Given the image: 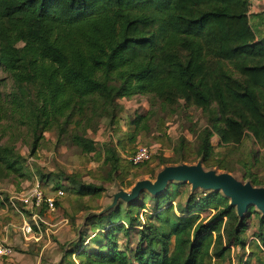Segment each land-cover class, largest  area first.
Wrapping results in <instances>:
<instances>
[{
  "label": "trees",
  "instance_id": "obj_1",
  "mask_svg": "<svg viewBox=\"0 0 264 264\" xmlns=\"http://www.w3.org/2000/svg\"><path fill=\"white\" fill-rule=\"evenodd\" d=\"M250 6V0H0V63L19 88L36 86L33 97L18 102L25 109L14 113L32 134L55 128L64 133L89 110L115 113L118 97L152 94L168 106L182 102L208 114L197 149L205 165L212 137L222 146L251 137L264 147V21ZM6 114L0 100V126ZM143 119L136 116L135 127ZM74 140L93 150L92 142ZM105 154L114 171L144 163L122 160L111 145ZM21 159L13 146L0 145V180L20 171ZM250 178L255 186L264 183L256 174ZM77 186L82 196L104 190L94 183ZM178 187L149 197L152 210L144 221V199L92 216V235L82 232L67 256L76 253L77 264H211L215 247L216 258L232 244L245 248L241 234L251 217H258L253 239L264 241V216L254 208L240 222L219 192L187 195L182 204L174 199ZM7 202L0 199V210ZM206 210L214 212L199 221L197 211ZM132 232L134 246L121 240Z\"/></svg>",
  "mask_w": 264,
  "mask_h": 264
},
{
  "label": "rangeland",
  "instance_id": "obj_2",
  "mask_svg": "<svg viewBox=\"0 0 264 264\" xmlns=\"http://www.w3.org/2000/svg\"><path fill=\"white\" fill-rule=\"evenodd\" d=\"M252 11L253 16L256 13L261 14L264 21V0L256 1ZM252 22L251 17L253 26ZM261 33L264 35V30ZM18 46H22V43H18ZM35 87V84H24L19 88L11 73L0 63V100L3 110L7 113L0 126V145L9 148L13 146L14 151L22 157V169L0 180V199L6 198L9 202L5 209L0 210V242L10 245L15 254L12 259L0 257V264H68V261L77 264L76 253L70 256H67V253L77 244L82 232L86 231L88 236L92 235L93 226L87 224V221L112 204L115 193L120 190L130 191L138 180H154L157 173L168 165L201 162L205 169L229 172L244 182H252L250 174L264 179V147L255 144L251 137L236 146L219 145L217 137H212L213 151L208 158L209 164L205 165L203 155L198 156L197 149L201 131L208 124V114L182 102L168 106L152 94H138L125 99L118 97L115 113L110 108L106 111L99 107L89 110L84 118L79 119L78 124L67 125L64 133H59L55 128L32 134L30 126L22 123L23 118L14 113V108L25 109V106L18 102L26 103L28 95L33 97ZM140 115L144 117L143 122L135 127L133 120ZM35 136L38 138L33 142ZM78 136L93 143L91 152H86L84 146L78 145L74 140V137ZM183 139L189 142L188 146L181 144ZM33 144L36 146L34 151ZM108 145L116 149L122 160H128L129 156L143 145L151 147L152 153L140 166L128 169L123 167L114 171L111 163L105 162V149ZM36 180L43 184L42 189L47 194H54L57 184H61L60 189L65 195L56 210L39 214L40 229H35L29 238L24 236L21 229L23 224L32 225L33 222L18 201V196L29 189ZM77 183H94L104 190L98 195L82 196L77 193ZM171 184L179 186L180 194L174 199L182 204H185L187 195L202 197L213 192L192 189L185 181H171L168 186ZM256 186H264V183ZM149 197L155 196L143 191L131 202L118 200L109 210L118 206L127 209L130 203L138 200L142 202L144 199L147 205L139 210V217L144 221L145 214L152 210L153 202L148 201ZM224 198L229 203V199ZM10 202L13 205H10ZM197 212L199 221L204 222L214 211ZM258 215L262 217L261 213ZM257 221L258 217L248 219L241 234V238L249 246V253L245 254L247 245L242 248L232 244L225 251L228 252L226 260L217 261L215 250L220 248L218 246L213 250L211 264H240L239 261L245 255V264H264V250L261 248L264 241L252 239L257 229ZM131 234V237H121V240L134 246L137 234ZM223 246H228L225 241Z\"/></svg>",
  "mask_w": 264,
  "mask_h": 264
},
{
  "label": "water",
  "instance_id": "obj_3",
  "mask_svg": "<svg viewBox=\"0 0 264 264\" xmlns=\"http://www.w3.org/2000/svg\"><path fill=\"white\" fill-rule=\"evenodd\" d=\"M171 181L188 182L192 189L221 192L224 197L229 199V205L235 208L240 221L244 219L250 208H254L264 216V186H255L249 181L244 182L229 172L205 169L201 162L165 166L157 173L154 180L141 179L134 184L130 191L120 190L115 193L112 204L118 200L131 202L143 191L157 196L167 188ZM112 204L95 215L105 214Z\"/></svg>",
  "mask_w": 264,
  "mask_h": 264
},
{
  "label": "built area",
  "instance_id": "obj_4",
  "mask_svg": "<svg viewBox=\"0 0 264 264\" xmlns=\"http://www.w3.org/2000/svg\"><path fill=\"white\" fill-rule=\"evenodd\" d=\"M259 0H250L251 6L250 11L254 9L255 2ZM152 153V149L149 146H139L136 152L131 155L128 159L133 164H140L147 161ZM43 184L36 180L29 189L24 190L18 196V201L31 212V219L33 224H23L22 232L25 237H32L35 229H40V224L38 221H41L39 213L34 211L35 209L45 208L47 213L53 212L56 208V202L59 198L64 195L62 189H56L54 194H47L42 189ZM11 205L12 202H10ZM253 239V237H252ZM264 250V246H261ZM14 254V250L10 245L3 244L0 242V257H11Z\"/></svg>",
  "mask_w": 264,
  "mask_h": 264
},
{
  "label": "crops",
  "instance_id": "obj_5",
  "mask_svg": "<svg viewBox=\"0 0 264 264\" xmlns=\"http://www.w3.org/2000/svg\"><path fill=\"white\" fill-rule=\"evenodd\" d=\"M252 13H253V11H252ZM246 251H247V252H246ZM246 251H245V254L249 253L248 247L246 248ZM227 254H228V252H224V254H222L219 258H216V257H215V259H216L217 261H225L226 258L228 257ZM14 256H15V254H13V255L10 257V259H12ZM246 257H247V256L245 255V257L239 261L240 264H245V262L247 261ZM246 263H247V262H246Z\"/></svg>",
  "mask_w": 264,
  "mask_h": 264
}]
</instances>
